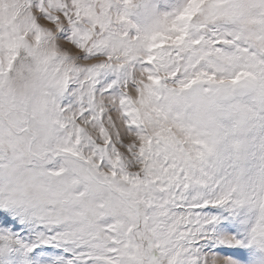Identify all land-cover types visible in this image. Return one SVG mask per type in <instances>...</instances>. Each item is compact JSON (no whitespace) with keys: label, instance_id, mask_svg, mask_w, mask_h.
Wrapping results in <instances>:
<instances>
[{"label":"snow or ice","instance_id":"obj_1","mask_svg":"<svg viewBox=\"0 0 264 264\" xmlns=\"http://www.w3.org/2000/svg\"><path fill=\"white\" fill-rule=\"evenodd\" d=\"M0 264H264V0H0Z\"/></svg>","mask_w":264,"mask_h":264},{"label":"clouds","instance_id":"obj_2","mask_svg":"<svg viewBox=\"0 0 264 264\" xmlns=\"http://www.w3.org/2000/svg\"><path fill=\"white\" fill-rule=\"evenodd\" d=\"M167 5V0H146V7L149 10L155 9L156 11H164ZM247 99V97H245Z\"/></svg>","mask_w":264,"mask_h":264}]
</instances>
